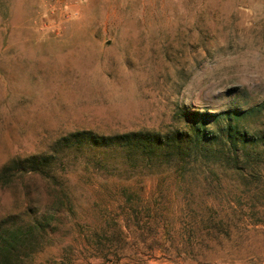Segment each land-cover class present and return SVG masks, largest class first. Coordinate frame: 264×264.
I'll return each mask as SVG.
<instances>
[{
	"label": "rangeland",
	"instance_id": "1",
	"mask_svg": "<svg viewBox=\"0 0 264 264\" xmlns=\"http://www.w3.org/2000/svg\"><path fill=\"white\" fill-rule=\"evenodd\" d=\"M263 102L264 0H0L13 264H264V110L244 117L245 159L223 140L150 166L116 146L56 145L170 135L199 115L215 135L224 113ZM45 155L42 172L24 169Z\"/></svg>",
	"mask_w": 264,
	"mask_h": 264
},
{
	"label": "trees",
	"instance_id": "2",
	"mask_svg": "<svg viewBox=\"0 0 264 264\" xmlns=\"http://www.w3.org/2000/svg\"><path fill=\"white\" fill-rule=\"evenodd\" d=\"M264 110V102L247 111L226 112L225 127L221 133L214 135V130L207 128V117L199 115L197 117L198 125H193L187 130H176L172 134H161L151 132H133L125 135L114 137H95L91 132L74 133L60 139L56 145H63L65 148L75 147L81 148L86 145L89 148H99L104 150V155L108 148L114 146L120 147L119 152L125 153L130 157H135L136 162H145L151 165L156 161H168V158L174 154L176 157L188 156H204L207 154L208 146L211 144L220 143L228 145L229 150L239 158H246L247 153L244 151V144L247 140V132L244 131V117L252 115L256 112L260 113ZM196 118H194L195 120ZM217 117H213L216 120ZM214 121H212L213 123ZM249 137V136H248ZM225 138V140H224ZM242 143V144H241ZM238 144H240L238 146ZM125 150V151H124ZM243 150V151H241ZM240 152H244L240 154ZM49 155L32 157L23 160L27 166L24 169L30 168L33 172H42L41 168L49 165ZM173 160V159H172ZM171 160V161H172ZM178 160V159H177ZM243 160V159H242ZM170 161V162H171ZM8 166L4 167L0 173L3 178L7 175ZM19 235L14 232L3 231L0 233V264H13L15 254L18 249Z\"/></svg>",
	"mask_w": 264,
	"mask_h": 264
}]
</instances>
